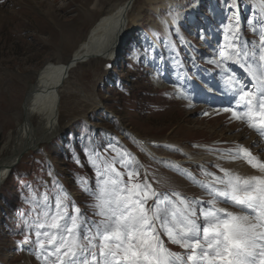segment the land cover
Listing matches in <instances>:
<instances>
[{"label": "rangeland", "instance_id": "rangeland-1", "mask_svg": "<svg viewBox=\"0 0 264 264\" xmlns=\"http://www.w3.org/2000/svg\"><path fill=\"white\" fill-rule=\"evenodd\" d=\"M124 1L3 0L0 3V159L7 153L5 146H9V137H13L22 124L19 116L28 90L26 82H34L33 73L45 65L68 62L69 50L82 41L87 42L96 21L112 5ZM167 2L169 4L161 8L160 0H133L123 39L118 43L121 52L117 57L88 59L68 72L59 89V132L29 151L35 154V164L34 157L27 160L28 153L25 154L21 158L22 166L11 171L1 185L0 264H46L43 257L38 259L33 254L37 251L33 243L36 237L29 226L40 211L38 204L44 195L55 198V194L63 190L69 196V215L74 214V203L87 221L100 219L88 207L95 201L83 190V182L87 181V187L96 191L95 169L83 167L76 158L64 157L63 145L55 142L60 136L65 139L64 132L70 128H79V120L92 126L94 139L99 137L97 132L102 131L98 141H112L116 143L115 148L127 154L122 145H131L135 156L129 154L133 166L141 179L150 175L157 192L175 191L205 204L210 197L196 183L205 179L202 168L217 175H222L218 168L242 177L251 175L247 174L244 168L247 163L243 159L230 161L220 153L235 151L237 145L255 140L256 147L250 152L254 155L256 148L263 147L258 155L264 160L261 135L245 123L232 119L231 112L217 111L231 106H227L228 97L223 101L225 97L221 96L226 89L221 87L223 93L220 90L219 69L209 62L226 43L225 37L230 34L225 28L233 20L238 21L243 40L259 44V36L247 25L252 20L257 31L264 26V0H239L240 8L237 4L232 7L238 13L230 11V0ZM196 5L201 7L202 15L209 14L204 30L190 14L199 11ZM188 18H191L189 23ZM176 23L181 30L176 29ZM181 31L186 38H182ZM159 34L162 37L157 38ZM170 37L174 38L171 42ZM133 39L137 40L132 42ZM167 42L172 50L166 52ZM141 56L143 61L138 59ZM106 62H112L114 69L104 71ZM186 68L188 76L184 74ZM105 77L108 81L103 85ZM209 94H217L215 99L221 105L216 106L218 103ZM97 111L103 113L97 114ZM131 133L156 145L135 146ZM74 138L81 147L85 137L79 138L75 133ZM43 148L46 152L40 154ZM95 149L100 150L102 158L111 159L116 155L112 149L102 150L101 145ZM138 153L141 161L137 160ZM72 165L76 168L74 175L70 171ZM116 167L124 171L119 164ZM76 177L81 179L78 185L74 182ZM54 180L58 181V186ZM45 182L49 184L47 189H44ZM52 185L55 191L50 188ZM50 199L54 206L55 201ZM217 207L235 211L226 204ZM25 215L30 221H22ZM165 246L171 252L172 245L165 243ZM176 253L183 254L181 250ZM49 259L55 260V257Z\"/></svg>", "mask_w": 264, "mask_h": 264}, {"label": "snow or ice", "instance_id": "snow-or-ice-1", "mask_svg": "<svg viewBox=\"0 0 264 264\" xmlns=\"http://www.w3.org/2000/svg\"><path fill=\"white\" fill-rule=\"evenodd\" d=\"M232 3L235 6L236 0ZM248 25L259 36V44L243 40L239 23L233 20L225 28L230 34L226 43L209 62L219 69L221 82L235 101L223 111L264 136V26L257 31L252 20ZM113 151L111 159L87 153L97 177L96 191L87 187V181L83 190L95 201L88 207L98 221H87L74 203V214L69 215V196L63 190L56 194L54 206L43 196L40 211L29 224L38 259L43 257L47 264H264V161L248 148L237 145L220 156L243 159L260 175L242 177L223 168L217 175L202 168L205 179L196 183L210 197L206 204L175 191L157 192L147 177L140 178L129 154L115 147ZM164 237L183 254L170 252Z\"/></svg>", "mask_w": 264, "mask_h": 264}, {"label": "bare ground", "instance_id": "bare-ground-1", "mask_svg": "<svg viewBox=\"0 0 264 264\" xmlns=\"http://www.w3.org/2000/svg\"><path fill=\"white\" fill-rule=\"evenodd\" d=\"M132 1L133 0H125L122 3L112 5L111 8L96 21L97 23L90 31L87 42L82 41L73 50H69L71 52L70 59L82 58L80 62L82 63L88 60L89 55H94V58H111L121 38L120 33H124L126 29V18L131 9ZM160 1L163 2L161 8L169 4L167 0ZM128 3L130 5H128ZM237 8H239V5H237ZM66 63L60 64L59 62L57 64L45 65L44 68L33 73L35 76L33 83L26 82L28 90L27 93L25 92L26 97L22 104V114L20 116L18 115L22 119V124H20V127L14 133L13 137H9V146H5L8 148L7 153L0 159V184L8 177L7 172L12 162L8 156H13L24 147L31 146L32 143H34L37 148L38 145L47 140L53 133L59 132V89L67 79V77L62 78L64 74V65ZM215 101L217 100L215 99ZM250 142L251 140L246 142L244 147L250 149L252 146ZM244 168L247 174L260 175L257 170L252 169L248 164L245 165Z\"/></svg>", "mask_w": 264, "mask_h": 264}, {"label": "trees", "instance_id": "trees-1", "mask_svg": "<svg viewBox=\"0 0 264 264\" xmlns=\"http://www.w3.org/2000/svg\"><path fill=\"white\" fill-rule=\"evenodd\" d=\"M159 37L160 36H158V38ZM121 65H122V62H121ZM98 114H101V113H98ZM78 124H79V128L74 129L72 127L69 130L64 132L65 139H63L62 136H60L55 141V142H60L63 145L64 157L76 158L77 162H79L83 167H86V166H91L88 162L89 157H88L87 153H96V152L99 153L100 152V150L95 149V147L97 145H101L102 150H106V149H112L113 150V147H116V145L112 142L105 143V141H103V140L98 141V138L101 136L100 134L102 131H98L97 133H98L99 137L94 139L92 137V134L95 133V131L92 128H89L88 126L83 125L80 121ZM75 133L79 134V138L85 137V139L82 142L81 147H78V144L74 138ZM92 142H95V144L93 145ZM110 146H112V147H110ZM68 152H70V154H68ZM32 156L34 157L33 163L35 164V154L34 153H29L26 156V158H28L27 160H29V158ZM23 161L24 160L22 159L20 164L14 169V171L22 166ZM72 166H73V168L70 171L73 174V172L76 170V168L74 165H72ZM74 182L76 185H78L81 182V179L76 177V178H74ZM54 183L56 186H58L57 180H54ZM48 186H49V184L45 182L44 188H49ZM50 188H54L53 185L50 186ZM59 188H60V186H59ZM0 194H2V193L0 192ZM49 200H50V198H49Z\"/></svg>", "mask_w": 264, "mask_h": 264}, {"label": "water", "instance_id": "water-1", "mask_svg": "<svg viewBox=\"0 0 264 264\" xmlns=\"http://www.w3.org/2000/svg\"><path fill=\"white\" fill-rule=\"evenodd\" d=\"M93 56L94 55H89L88 59L93 58ZM81 60H82V58H79V59L78 58H71L64 65V69H63V73L64 74H63L62 78L67 77L68 72L70 71V69H72L73 67H75L76 64L80 63ZM35 149H36V145L34 143H32L31 146L24 147L21 151H19L18 153H15L13 156H8L12 160V162H11V166H9V170H8L7 174H9V172L11 171V169L13 167H15L19 163L21 157L24 154L28 153L29 151H33Z\"/></svg>", "mask_w": 264, "mask_h": 264}]
</instances>
